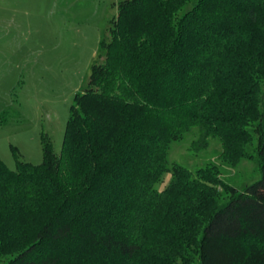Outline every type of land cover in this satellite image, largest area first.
<instances>
[{
	"label": "trees",
	"instance_id": "16d2710c",
	"mask_svg": "<svg viewBox=\"0 0 264 264\" xmlns=\"http://www.w3.org/2000/svg\"><path fill=\"white\" fill-rule=\"evenodd\" d=\"M249 2H119L74 98L61 152L43 138L40 165L20 161L10 171L0 161V253L19 248L5 264H127L148 241L187 242L176 228L158 233L177 205L155 184L166 174L178 185L191 176L169 166L171 144L196 129L235 146L249 125L260 179L230 188L223 206L205 201L198 264H264V114L255 79L264 56L260 37L252 39L264 4ZM224 6L250 14L223 25Z\"/></svg>",
	"mask_w": 264,
	"mask_h": 264
},
{
	"label": "rangeland",
	"instance_id": "374dc122",
	"mask_svg": "<svg viewBox=\"0 0 264 264\" xmlns=\"http://www.w3.org/2000/svg\"><path fill=\"white\" fill-rule=\"evenodd\" d=\"M121 1L0 0V161L8 170L16 171L20 161L40 165L43 138L51 143L56 154L61 152L74 98L86 86L99 43L109 21L117 16ZM250 1L248 7L256 1L264 4V0ZM230 7L224 6L221 12L223 25L229 23L230 16L250 14L241 12L240 6L229 11ZM256 38L262 52L258 51L264 56V23L258 35L253 34L252 39ZM261 73L255 79L264 114ZM241 130L244 139L235 146L225 138L201 137L196 129L182 141L171 144L169 166L176 164L191 176L178 185L171 174H166L155 184L158 193L166 190L168 200L177 205V216H168L167 227L160 228L158 233L169 235L176 228L177 236L186 235L190 240L186 242L179 236L185 241L175 238L172 244L176 246L172 248L148 241L137 259L127 264L199 263L197 243L201 238V220L208 210L202 209L205 201L223 206L230 199V188L242 192L260 179L250 125ZM170 181L176 190L167 188ZM189 201L191 205L200 204L197 213L184 211L182 204ZM2 249L0 264L19 250L6 245Z\"/></svg>",
	"mask_w": 264,
	"mask_h": 264
}]
</instances>
